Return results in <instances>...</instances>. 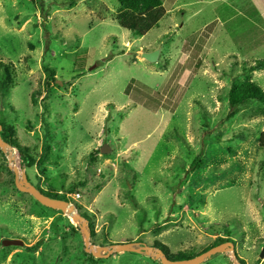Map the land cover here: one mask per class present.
Segmentation results:
<instances>
[{"label": "rangeland", "instance_id": "rangeland-1", "mask_svg": "<svg viewBox=\"0 0 264 264\" xmlns=\"http://www.w3.org/2000/svg\"><path fill=\"white\" fill-rule=\"evenodd\" d=\"M161 1L165 16L136 37L116 0H0V119L35 162L0 153V264H160L90 259L78 224L18 191L14 168L42 192L82 182L66 196L95 247L138 243L171 259L221 238L239 264H264V107L231 109L227 96L243 63L264 60V21L251 0ZM154 51L156 63L142 59ZM249 75L264 91V71ZM202 264L234 262L227 251Z\"/></svg>", "mask_w": 264, "mask_h": 264}, {"label": "trees", "instance_id": "trees-1", "mask_svg": "<svg viewBox=\"0 0 264 264\" xmlns=\"http://www.w3.org/2000/svg\"><path fill=\"white\" fill-rule=\"evenodd\" d=\"M116 1L119 4L118 14L116 15V20L118 22V25L123 30H128L132 32L136 37H143L151 29L155 28L160 22V20L165 16V12L161 0H116ZM241 66L242 69H244L247 73L245 75L244 80L241 83L231 85L227 94L229 107L231 109H234L240 106L245 107L251 104H257L264 107V91L254 82L251 81L249 75V73L264 71V60L255 61L254 64L249 67H245L246 66L245 63H243ZM1 68L5 72L4 75V78L6 79L5 83L10 84L11 80H10V74L8 72V66L1 65ZM44 71L46 72L47 75L45 79L47 86H52V85L58 86L55 84L56 79H54V71L51 69H44ZM2 87H4V85L0 87V90L2 89ZM0 93H2V91H0ZM0 126L2 127L0 132V137L2 141H4L9 146L15 148L18 151L19 157L21 158V162L25 166H27L28 168L33 167L35 164L33 158L27 153L26 149H22L19 145L16 144V141L13 139L10 130L5 126L4 122L1 119H0ZM258 143H259V148L264 152V134L261 136V139L259 140ZM48 149H49L48 145H45L43 147L44 154L41 156V159L38 160V163H36L38 166L44 164L47 155L46 152H48ZM0 153L2 152L0 151ZM201 162H202L201 156L198 155L196 159H194V161L190 164V170L194 171L195 169L199 168ZM82 185H83L82 182H78L77 185L66 188L65 192L62 194H58L57 192H46V191H43L45 192L43 193L40 189H38V191L50 199L61 200L69 203L66 194L75 193L77 187H81ZM58 213L60 215L62 214L61 212ZM81 216L88 221L85 215L81 214ZM90 229H92L91 226ZM226 242H230L229 239L219 238L212 246L201 251L200 254L206 252L207 250H209L210 248L216 245H220ZM38 245L39 244L37 243L35 247ZM197 255L198 254L190 253L188 255L174 256L171 259H169L166 254L167 258L173 261L186 260L193 258ZM89 258L92 259V256L89 255ZM240 264H244V263L240 262Z\"/></svg>", "mask_w": 264, "mask_h": 264}, {"label": "water", "instance_id": "water-1", "mask_svg": "<svg viewBox=\"0 0 264 264\" xmlns=\"http://www.w3.org/2000/svg\"><path fill=\"white\" fill-rule=\"evenodd\" d=\"M142 59L145 60L148 63H156L157 59L159 57V51H154L151 53H143L141 55ZM59 85H61L60 82H58ZM2 127L0 126V132ZM11 147L2 141L0 137V150L1 152L5 153L6 150H10ZM109 147L104 145L100 148L101 153H107L109 152ZM15 173V187L18 191L26 193L30 195L38 204L41 206L53 210L61 212L62 214L66 215L68 218H70L73 222L77 223L79 226V229L81 233L84 236V251L85 253L91 255L95 259H107L113 254H119V253H134V254H141L145 255L151 259L159 260L160 264H202L205 260L209 259L210 257L221 254L224 252L229 251L231 254V257L233 259L234 264H239L237 261V258L234 254V246L230 242H226L220 245H216L206 252L188 259V260H179V261H171L167 259L164 252L160 249L149 247L146 245H140L138 243H124V244H118V245H111L109 247H95L89 242L90 233L87 227V221L76 212L73 205L56 199H50L44 194L40 193L31 183L28 181L25 174H22V179L19 180L17 176V171L14 168L13 169ZM3 246H15V245H23V242L20 240H4L2 242ZM259 258H264V245L260 251Z\"/></svg>", "mask_w": 264, "mask_h": 264}, {"label": "crops", "instance_id": "crops-1", "mask_svg": "<svg viewBox=\"0 0 264 264\" xmlns=\"http://www.w3.org/2000/svg\"><path fill=\"white\" fill-rule=\"evenodd\" d=\"M252 6L256 10V13L259 14L262 21H264V0H251Z\"/></svg>", "mask_w": 264, "mask_h": 264}]
</instances>
